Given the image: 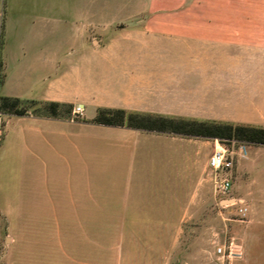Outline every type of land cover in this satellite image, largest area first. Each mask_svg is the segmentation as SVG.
I'll list each match as a JSON object with an SVG mask.
<instances>
[{
    "label": "crops",
    "instance_id": "crops-1",
    "mask_svg": "<svg viewBox=\"0 0 264 264\" xmlns=\"http://www.w3.org/2000/svg\"><path fill=\"white\" fill-rule=\"evenodd\" d=\"M52 4L10 0L0 96L70 103L86 112L93 107L96 114L88 116L90 121L100 108L190 117L166 110L196 108L197 92L178 97L176 106L177 98L167 87L176 84L175 78L208 77V72L198 71L197 62L206 59L198 58L199 51L261 44L260 25L197 20L198 12L191 7L190 21H147L104 45L85 44L74 56L53 48L48 53L37 30L54 24ZM173 41L184 47L175 54L166 49ZM184 62H192L189 69L182 70ZM167 63L178 69L167 70ZM0 134V159L21 148L49 158L54 175L50 204L44 209L43 203H30L29 226L21 224V216L15 219L13 264H102V222L164 223L173 237L174 229L181 230V223L193 218L203 199L205 204L213 199L209 159L215 150L203 157V149L215 143L211 139L169 137L126 126L36 116L32 111L25 116L3 114ZM252 152L233 170L231 194L244 200L249 210L235 224L245 257L229 264H264V163L257 165L259 151ZM159 237L150 235L152 240Z\"/></svg>",
    "mask_w": 264,
    "mask_h": 264
},
{
    "label": "rangeland",
    "instance_id": "rangeland-1",
    "mask_svg": "<svg viewBox=\"0 0 264 264\" xmlns=\"http://www.w3.org/2000/svg\"><path fill=\"white\" fill-rule=\"evenodd\" d=\"M52 3L55 22L47 29L40 25L37 38L42 43L45 41L46 52L53 48L55 52L69 56L79 54L85 44L87 47L98 43L104 45L127 30L142 27L141 24L147 21H190L191 7L198 12L197 20L244 21L260 25V45L214 46L208 47L207 53H203L206 51L204 48L202 53L199 51L198 58L206 59L197 62L198 71L208 72V77L175 78L176 84L170 83L167 87L171 89V97L177 98L173 102L176 106L180 104L178 97L188 98L189 94L185 93L197 92L196 108L166 111L191 115L174 118L264 127V0H52ZM9 5L10 0H0V32L1 25H4L0 43V81L4 75L1 49L7 31ZM42 43L39 45L41 48ZM183 48L174 41L166 43L167 52L173 54ZM167 64V70L178 69L173 67V63ZM190 64L192 62L181 63L182 70L189 69L187 65ZM170 104L167 101V106ZM182 105H186L185 102ZM36 107L31 111L39 109ZM95 114L93 107L86 112L74 106L71 119L91 123L88 116L94 117ZM158 133L161 132H155ZM165 135L175 137L170 133ZM213 141L214 145L212 143L203 149V157L221 149L223 143L218 139ZM247 145L248 156L252 151H259L255 163L261 166L264 163V145ZM231 147L235 149L237 145L231 144ZM11 153V157L2 154L0 159V264H13L15 219L21 216V224L29 226L30 203L34 202L35 206L43 203L42 208L45 209L50 204L55 186L49 158L32 156L21 148ZM229 175L234 182L235 174ZM201 202L193 218L183 221L181 230L178 227L174 229L173 237H170L172 230L164 223L102 222L101 263L229 264L230 260L218 256L217 248L232 238L238 241L235 224L241 217L236 208L222 206L228 203H220L215 184L213 199L207 204L204 199ZM151 234L160 237L152 240Z\"/></svg>",
    "mask_w": 264,
    "mask_h": 264
},
{
    "label": "trees",
    "instance_id": "trees-1",
    "mask_svg": "<svg viewBox=\"0 0 264 264\" xmlns=\"http://www.w3.org/2000/svg\"><path fill=\"white\" fill-rule=\"evenodd\" d=\"M3 27L4 25H1L0 43H2ZM35 107L39 108L32 111L36 116L69 119L72 118L71 113L74 109V105L70 103L0 96V112L3 114L25 116ZM90 122L106 126H126L147 131L172 133L190 138L218 139L221 143L241 141L249 145H264V127L253 124L170 118L112 108L98 109L96 117Z\"/></svg>",
    "mask_w": 264,
    "mask_h": 264
},
{
    "label": "built area",
    "instance_id": "built-area-1",
    "mask_svg": "<svg viewBox=\"0 0 264 264\" xmlns=\"http://www.w3.org/2000/svg\"><path fill=\"white\" fill-rule=\"evenodd\" d=\"M78 110H81L78 107ZM3 121V114L0 112V126ZM231 144L237 145V148H232ZM221 151H215L209 159V167L213 171V181L215 191L222 202L233 201L223 205L225 208H236L237 214L244 219L248 214V205L244 200L234 199L231 192L233 188V180L231 174L241 158L248 156V145L241 141H231L228 144L221 145ZM217 254L225 260H238L245 257L246 251L242 243H239L235 238H232L228 243L220 245L217 248Z\"/></svg>",
    "mask_w": 264,
    "mask_h": 264
},
{
    "label": "bare ground",
    "instance_id": "bare-ground-1",
    "mask_svg": "<svg viewBox=\"0 0 264 264\" xmlns=\"http://www.w3.org/2000/svg\"><path fill=\"white\" fill-rule=\"evenodd\" d=\"M222 150V148L221 149H218L217 151H221Z\"/></svg>",
    "mask_w": 264,
    "mask_h": 264
},
{
    "label": "water",
    "instance_id": "water-1",
    "mask_svg": "<svg viewBox=\"0 0 264 264\" xmlns=\"http://www.w3.org/2000/svg\"><path fill=\"white\" fill-rule=\"evenodd\" d=\"M231 202H233V201H229V202H227V203H231Z\"/></svg>",
    "mask_w": 264,
    "mask_h": 264
}]
</instances>
